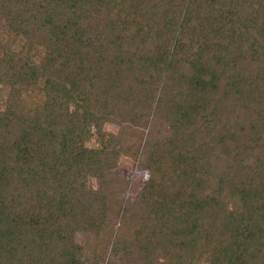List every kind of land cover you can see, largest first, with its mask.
<instances>
[{"label":"trees","instance_id":"16d2710c","mask_svg":"<svg viewBox=\"0 0 264 264\" xmlns=\"http://www.w3.org/2000/svg\"><path fill=\"white\" fill-rule=\"evenodd\" d=\"M112 230L142 264H264V0H0V264H114L75 239Z\"/></svg>","mask_w":264,"mask_h":264},{"label":"rangeland","instance_id":"374dc122","mask_svg":"<svg viewBox=\"0 0 264 264\" xmlns=\"http://www.w3.org/2000/svg\"><path fill=\"white\" fill-rule=\"evenodd\" d=\"M120 129L119 123L115 121H105L102 124V130L107 134H117ZM147 134V129L142 128L140 132H135V134L131 137L130 142L132 143V148L136 155H128L122 154L119 157V160L114 167L115 174L119 175L126 181V186L124 189H115L112 190L113 194L122 200V203L126 200L132 199L137 194L141 183L147 178L148 171L141 167V151L144 149V140ZM86 146L92 147V141L87 140L85 142ZM87 186L93 189L99 188L98 180L94 177L87 178ZM113 213V211H112ZM110 221L112 224V228H116L118 225V218L115 215H110ZM113 234H116L115 230H112L111 235L108 233L101 234L99 236H95L92 232L81 233L75 232V239L80 244H84L88 246L89 244H97V248L103 249L105 253V261L112 260L114 264H142V260L137 252H133V254H128L121 250L119 254L116 256L111 255V245L113 241ZM131 252V251H130ZM198 255V254H197ZM205 257L203 255H198V257L194 258L195 263L202 264L204 262Z\"/></svg>","mask_w":264,"mask_h":264}]
</instances>
